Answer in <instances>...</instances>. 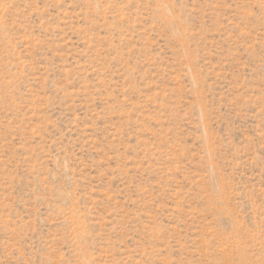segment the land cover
<instances>
[{
    "label": "rangeland",
    "instance_id": "374dc122",
    "mask_svg": "<svg viewBox=\"0 0 264 264\" xmlns=\"http://www.w3.org/2000/svg\"><path fill=\"white\" fill-rule=\"evenodd\" d=\"M0 264H264V0H0Z\"/></svg>",
    "mask_w": 264,
    "mask_h": 264
}]
</instances>
